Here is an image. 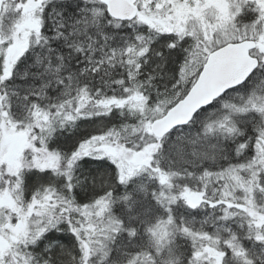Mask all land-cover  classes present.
I'll return each mask as SVG.
<instances>
[{
  "label": "snow or ice",
  "instance_id": "1",
  "mask_svg": "<svg viewBox=\"0 0 264 264\" xmlns=\"http://www.w3.org/2000/svg\"><path fill=\"white\" fill-rule=\"evenodd\" d=\"M0 264H264V0H0Z\"/></svg>",
  "mask_w": 264,
  "mask_h": 264
}]
</instances>
